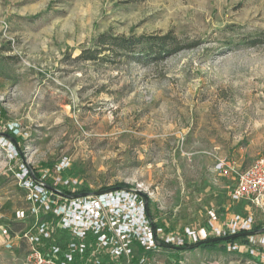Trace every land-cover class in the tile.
Here are the masks:
<instances>
[{"label":"rangeland","instance_id":"374dc122","mask_svg":"<svg viewBox=\"0 0 264 264\" xmlns=\"http://www.w3.org/2000/svg\"><path fill=\"white\" fill-rule=\"evenodd\" d=\"M260 32L264 0H0V264H25L22 236L43 224L49 246L74 240L37 199L40 180L60 206L121 188L145 195L147 219L168 234L208 226L211 210L264 227V211L231 199L235 171L264 157V44L240 45ZM107 33L200 45L149 63L78 59ZM57 178L69 185L55 189ZM131 248L117 262L248 264L220 248H160L142 262Z\"/></svg>","mask_w":264,"mask_h":264},{"label":"built area","instance_id":"2783aa9c","mask_svg":"<svg viewBox=\"0 0 264 264\" xmlns=\"http://www.w3.org/2000/svg\"><path fill=\"white\" fill-rule=\"evenodd\" d=\"M224 166L223 163L218 164L217 169L227 172ZM235 175L237 185L231 192L232 201L250 203L264 211V157L257 159L244 172L235 171ZM40 182H33L37 185H32L36 190H41L36 195L37 199L41 203L46 202L47 209H54V213L60 218L59 225L74 240L65 247L60 244L49 246L48 242L53 239V235L45 224L35 232H25L22 236L28 247L25 264H123L117 260L126 253H131L128 248L133 246L134 240L147 251H153L159 249V244L184 248L210 239L250 234L254 229L255 223L251 215L235 214L229 221L221 223L218 214L211 210L208 212V226L197 230L187 229L182 236L168 234L151 225L145 212L144 200L136 193L131 194L129 190L119 189L101 195L98 200L71 199L68 204L60 206L53 199L48 198L49 204L44 200L49 192L44 181ZM64 185L68 186L69 182L62 178H57L54 183L55 189ZM60 195L63 200L71 198L61 192ZM137 199H140L139 205ZM17 218L24 219L25 212L18 211ZM90 234L96 237L97 243L89 238ZM3 237L7 248H11L15 238L8 231H4ZM222 247L228 252L245 256L248 264L250 260L257 258L264 262V234L241 236L236 240L223 242Z\"/></svg>","mask_w":264,"mask_h":264},{"label":"trees","instance_id":"16d2710c","mask_svg":"<svg viewBox=\"0 0 264 264\" xmlns=\"http://www.w3.org/2000/svg\"><path fill=\"white\" fill-rule=\"evenodd\" d=\"M253 40L248 38L242 39L241 44L245 47H256L264 44V33H255ZM200 45L199 41H188L183 40L172 33H168L163 36H139V37H119L113 36L111 34H102L98 36L95 41L94 48H84L81 54L78 56V59L85 62H109L116 63V58L125 55L132 57V59L138 62L149 63L151 61H157L158 59H167L168 57L177 54L181 51L192 50ZM230 45V44H229ZM10 140L17 142V139L14 136L10 137ZM14 142V143H15ZM33 181H38L36 175L31 177ZM122 189V188H121ZM65 196H71V194H65ZM149 214V213H148ZM153 225V224H152ZM262 226L254 227L253 233L257 232ZM264 228V227H262ZM248 233H243L241 236L245 237ZM240 236V237H241ZM89 238L97 243L96 237H93L91 234ZM111 238V237H110ZM237 239V238H236ZM233 239V240H236ZM209 241V240H207ZM133 245H136L138 250L143 253L144 258H149L152 255V251H147L139 242L132 241ZM223 242H211L208 244L202 245L200 248L203 250H215L217 248L223 249ZM158 248H166L163 245H158ZM132 248H128L131 250ZM146 256V257H145ZM133 263V262H132ZM134 264V263H133Z\"/></svg>","mask_w":264,"mask_h":264},{"label":"water","instance_id":"95a60500","mask_svg":"<svg viewBox=\"0 0 264 264\" xmlns=\"http://www.w3.org/2000/svg\"><path fill=\"white\" fill-rule=\"evenodd\" d=\"M143 198H144V200L146 202L145 208H146V210H148V199H147V197L145 195H143ZM253 234H264V228H262L260 231H257V232H254V233H250V234H244V235H253ZM241 235L242 234H239V235H236V236L227 237V238L210 239L209 241L199 242L197 244H193V245H190V246H187V247H184V248L168 246V245H165V244H161V245L165 246L166 248H172V249L179 250V251H182V250L192 251V250L199 249L204 244H208V243H211V242H227L229 240L236 239V238L240 237Z\"/></svg>","mask_w":264,"mask_h":264}]
</instances>
